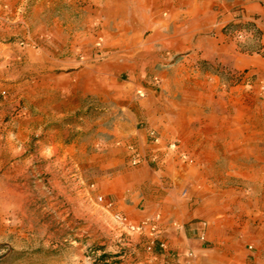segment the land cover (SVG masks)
Here are the masks:
<instances>
[{
  "label": "crops",
  "instance_id": "obj_1",
  "mask_svg": "<svg viewBox=\"0 0 264 264\" xmlns=\"http://www.w3.org/2000/svg\"><path fill=\"white\" fill-rule=\"evenodd\" d=\"M5 3L0 35H19L32 18L35 50L49 37L56 58L46 64L62 71L47 75L39 108L51 161L129 223L159 217L165 249L143 263L264 264V0ZM238 21L259 32L245 49L222 34ZM74 131L84 137L70 139ZM171 142L177 152L166 151Z\"/></svg>",
  "mask_w": 264,
  "mask_h": 264
},
{
  "label": "rangeland",
  "instance_id": "obj_2",
  "mask_svg": "<svg viewBox=\"0 0 264 264\" xmlns=\"http://www.w3.org/2000/svg\"><path fill=\"white\" fill-rule=\"evenodd\" d=\"M5 5L0 0V14L8 11ZM232 24L222 29L227 39L241 49L248 39L257 42L252 22ZM35 26L30 18L19 35H0V264H94L103 253L116 256V264H144L154 252L146 250L147 242L156 237L122 230L110 207L97 201L92 183L66 162L51 161L55 152L47 143L53 130L43 128L49 117H41L39 108L48 97L47 75L62 71L46 64L56 58L49 37L46 49L35 50ZM81 133L69 137L82 139Z\"/></svg>",
  "mask_w": 264,
  "mask_h": 264
},
{
  "label": "built area",
  "instance_id": "obj_3",
  "mask_svg": "<svg viewBox=\"0 0 264 264\" xmlns=\"http://www.w3.org/2000/svg\"><path fill=\"white\" fill-rule=\"evenodd\" d=\"M237 38L241 39L243 37V33L242 32H237L236 33ZM156 83L158 82L157 79L154 80ZM149 139L152 143H157L158 142V137L156 136V134L154 132H150L149 133ZM178 150V145L176 142H171L167 145L166 147V151H168L169 153H174L177 152ZM182 160L186 159V155L185 154H181L180 155ZM152 163L155 162V159L152 157L150 160ZM139 164V160L137 159L136 156H133V158L131 159V165L136 166ZM97 201L99 203H103L105 204L106 207H110L109 203H106L105 199L103 197H98ZM115 221L117 222V224L121 227L124 228L126 231L130 232V233H134L137 235H142L145 233V231H147L148 233H150L151 235H154L157 231V222L159 221V217H156L154 220H149V219H144L138 223H129L124 217L120 216V215H115L114 216ZM157 247L158 249L164 250L165 249V245L162 243H159L155 238H151L146 245V250L148 252H152L154 250V248ZM188 258H192L193 254L192 252H189L187 254Z\"/></svg>",
  "mask_w": 264,
  "mask_h": 264
},
{
  "label": "trees",
  "instance_id": "obj_4",
  "mask_svg": "<svg viewBox=\"0 0 264 264\" xmlns=\"http://www.w3.org/2000/svg\"><path fill=\"white\" fill-rule=\"evenodd\" d=\"M229 26H234L233 24L229 25ZM116 256H112L109 254H101L100 256H98V258L94 261V264H116Z\"/></svg>",
  "mask_w": 264,
  "mask_h": 264
}]
</instances>
